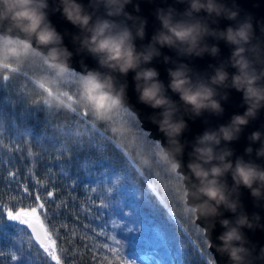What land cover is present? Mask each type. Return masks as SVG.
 <instances>
[{"label":"clouds","instance_id":"clouds-1","mask_svg":"<svg viewBox=\"0 0 264 264\" xmlns=\"http://www.w3.org/2000/svg\"><path fill=\"white\" fill-rule=\"evenodd\" d=\"M187 5L183 13L174 8L157 9L156 18L161 27L151 42L139 50L136 39L143 40L147 21L125 11L132 0H90V7L98 11L104 9V15L90 13L77 0H58L57 11L80 31L73 36L78 45L77 52H87L101 69L89 70L79 74V94L75 100L66 99L58 94V80L70 70L73 53L63 44V36L48 19V0H0V68L10 64L21 68L26 58L35 55L43 58L46 66L54 75L42 74L33 78L38 89L45 90L49 104L53 108L81 110L90 109L98 119L111 120L112 114L125 108L127 102V82H120L119 76L126 77L135 73V91L138 100L153 109H161L150 117L159 131L166 137V146L159 142L156 155L172 174L182 167L181 157L185 144L180 137L187 130V122L178 113L183 108L184 114L199 117L203 112L220 116L223 114L221 100L228 99L224 89H235L243 93V103L247 105L243 114H234L226 125L218 129H207L195 139L190 160L187 164L190 175L183 187L181 199L194 201L188 204L186 211L195 219H203L210 227H205L208 243L211 245V233L217 220L224 231L217 237L216 252L227 257L229 264H246L249 249L248 238L243 231L247 228L264 230L261 217L253 213L250 217L243 211L240 201V188L251 193L256 206L264 201V167L254 161H245L242 157L235 162L230 159L233 150L220 147L221 142L239 139L244 126L257 118L264 108V47L253 44L254 28L251 19L237 21L239 11L229 7L224 0H178ZM139 12V5H135ZM206 16H199L201 12ZM123 17V19H120ZM219 18L237 21L226 29L213 28ZM131 21V24L128 23ZM208 38L224 41L231 49L227 61L213 67L209 76H197L193 79L187 64L179 63L168 69L170 81L167 89L179 95L176 102L167 95L164 83L159 79V72L154 67L145 65L161 56V48L168 47L183 56L203 57L208 54L217 57L220 48L209 44ZM159 45V47H157ZM169 57H164L168 63ZM236 69L230 74L227 67ZM124 124H114L111 132L119 136L128 132ZM252 143L260 142L256 157L264 158V133L254 131L248 137ZM251 155L253 148H246ZM231 175L233 184L228 185L226 177ZM234 214V219L221 218L223 212Z\"/></svg>","mask_w":264,"mask_h":264},{"label":"snow or ice","instance_id":"snow-or-ice-1","mask_svg":"<svg viewBox=\"0 0 264 264\" xmlns=\"http://www.w3.org/2000/svg\"><path fill=\"white\" fill-rule=\"evenodd\" d=\"M29 60H35L38 70L43 74L54 75L43 58L32 55L26 58V62ZM11 73H21L28 77L26 71L22 72L21 68H14L10 64L7 68H0V87L10 80ZM29 79L38 93V99L33 104L30 105L22 94L14 100L0 99V117L5 109H11L12 115L7 144L3 139L5 130L0 118V166H6L8 160L16 163L11 154L19 152L22 143L34 144L39 151L33 153L28 149L27 157L33 163H41L49 174L58 176L59 179L56 181L57 187L42 196L44 183L35 179L36 173L33 171V190L29 191L26 183L23 187V193L27 196L17 191L10 202L0 201V264H75L74 259H67L65 250L60 247L61 232L51 223L56 213H50V208L59 207L55 204V192L60 186L64 187L73 202L77 199L74 193L82 191L86 204L80 206L81 212L87 214L92 221L103 220L99 231L91 223L83 227L91 229L96 236H103L111 241V244L94 246L111 253V258L104 256L107 264H185L184 258L189 253L181 247V242L174 233L155 227L148 204L139 198V189L130 171L134 162L120 143L134 139L135 147L153 158L167 179L182 183L183 177L178 173L168 176L167 166L156 155L159 141L149 139L139 123L132 120L131 114L124 108L114 111L111 120H100L90 109L81 110L74 106L67 110L74 117L67 127L54 125L47 115L41 121L37 113L51 114L53 107L48 102L45 90L38 89L33 79ZM79 79V74L69 70L58 80V94L75 100L79 94ZM69 85L74 90H70ZM17 106L21 117L19 124L15 119ZM56 109L59 111L61 108ZM79 121H83L82 129ZM114 124H124L129 131L116 136L111 132ZM85 135L88 137L87 141L84 140ZM116 150L124 158L120 166L105 155L108 151L116 155ZM135 171L144 175L139 169ZM17 177V171L7 172L4 179L10 189L18 187ZM27 178L26 176L25 180ZM181 194L177 192L178 196ZM25 199L33 202L24 204ZM182 202L187 204L184 200ZM61 204L67 207L66 200L61 201ZM200 238L204 241L205 249L201 251L199 247L195 248L200 264H214L209 259L211 254L207 251V239L202 232ZM92 260L96 261L95 255ZM96 264L101 262L96 261Z\"/></svg>","mask_w":264,"mask_h":264},{"label":"water","instance_id":"water-1","mask_svg":"<svg viewBox=\"0 0 264 264\" xmlns=\"http://www.w3.org/2000/svg\"><path fill=\"white\" fill-rule=\"evenodd\" d=\"M81 3L87 11L90 13L94 12L93 19L96 15H104V9L101 7L98 11H94L90 7V0H77ZM229 7H235L239 11L237 21L245 19H251L254 28V39L253 44L259 43L261 47H264V0H224ZM49 8L48 19L56 30L63 36V44L73 53L70 61V69L82 74L85 72V66L89 70L101 69L97 61L87 52H77L78 45L73 42V36L79 34V29L68 22L62 15V11H57L58 0H48ZM139 5V12L135 11V5ZM169 7L174 8L178 13H183L187 7L184 3H179L178 0H132V3L126 5L125 11L132 14L133 16H139L146 19L147 24L145 28V37L143 40L136 39L135 44L139 50L142 46H146L151 42L153 34L160 29L161 25L156 18L157 9H168ZM199 16H206L207 14L203 11L198 14ZM120 19H123L121 17ZM237 21L227 20L219 18L217 24H211L213 28H219L221 30L226 29L228 26H234ZM131 24V21H128ZM209 44H216L220 48V54L217 57H212L205 54L203 57L195 56H183L180 55L176 50L168 47L161 48V56L154 58L151 63L145 65L146 67H154L159 72V79L164 83L166 89L170 81L168 76V69L175 68L177 64L184 63L191 69V75L193 79L197 76H209L213 72L214 66H219L221 62L227 61L231 55L232 49L224 41H216L213 38H208ZM159 47V45H157ZM170 58L168 63L164 62V57ZM213 66V67H210ZM264 65L258 64L257 67ZM230 74L236 72L235 68L227 67L226 69ZM135 73L130 71L126 77L119 76L120 82H127V102L125 108L128 109L135 117L140 125V128L146 132L148 138L159 141L162 145L166 146L167 141L163 133L159 131L156 124H153L150 117L158 114L161 109H153L138 100V94L135 91V81L133 79ZM228 93V99L226 101L221 100L222 107L224 109L223 114L220 116L210 114L209 112H203L199 117H191L184 114L183 108L178 113V117L182 116L187 122L188 128L184 131L179 138L181 143L185 144L184 152L178 159L181 160L182 167L179 169L178 174L183 177L182 186H187L188 181L184 179L185 175H190L187 164L189 163V153L192 151V146L195 143L197 136L202 135L207 129H218L221 125H226L230 122L231 117L234 114H243L246 111L247 105L243 103V93L238 92L235 89H224ZM167 95L172 100L180 102L178 94H175L171 89H167ZM254 131H261L264 133V108H262L256 119L251 120L247 126L243 127V130L238 140L232 142H221L220 147H228L233 150V156L230 158L233 163L236 158L242 157L245 161H254L255 163L264 167V158L256 157V149L260 147V142L252 143L248 137ZM251 146L253 152L251 155L246 154V148ZM229 186L233 184L231 175L226 177ZM240 201L243 205V211H245L250 217L253 213H258L261 217L260 223L264 224V201H260V206L257 207L251 193L248 189L240 188ZM194 201L189 199L187 204H191ZM223 216L221 218L234 219V214L225 211L221 208ZM194 223L201 229L204 237L207 239L208 234L203 230L205 227H210L203 219H195ZM224 231L218 220L215 228L211 233V245L208 243L207 251L211 254V259L214 264H229L227 257L221 256L216 252L215 245L219 244L220 241L217 237ZM249 243L246 247L249 249L246 264H264V230L257 227L255 230L243 229Z\"/></svg>","mask_w":264,"mask_h":264},{"label":"trees","instance_id":"trees-1","mask_svg":"<svg viewBox=\"0 0 264 264\" xmlns=\"http://www.w3.org/2000/svg\"><path fill=\"white\" fill-rule=\"evenodd\" d=\"M21 70L22 72L26 71L28 77L23 76L21 73H11L10 80L3 83L2 87H0V99L14 100L18 95L22 94L27 98L28 103L31 105L38 99V93L31 86L29 78L33 79L43 73L38 70V64L35 60L27 61L25 65L21 67ZM70 71L73 70L70 69ZM69 89L74 90L71 89V85H69ZM16 112L17 115L15 119L19 124L21 122V117L19 116L18 106ZM128 113L131 114L132 120L137 122L134 115L129 110ZM46 115L54 125L61 127H67L74 119L73 115L66 109H60L57 111L56 108H53L51 114L47 112L37 113V116L41 121L44 120ZM0 118L3 120L5 130L3 139L7 144L9 143L8 129L12 122L11 109H5V112ZM79 122L82 129L83 121ZM32 123H35V121H32ZM101 130L104 129L102 128ZM87 139L88 137L85 135L84 140L87 141ZM120 143L128 152L131 161L134 162V167L131 168L130 171L132 172L133 179L136 181V186L139 189V198L145 201L149 206L151 218L154 221L155 227L157 229H167L169 232L175 234L176 238L181 242V247L189 253V255L184 258L185 264H200L199 256L196 253L195 248L199 247L201 251L205 250L204 241L200 238L202 231L194 223L193 216L185 210L187 205L182 202L181 195H177L178 191L181 193L183 191L182 183H176L175 181L167 179L161 173L160 168L154 163L153 158L149 157L144 150L135 147L136 141L134 139L123 140L120 141ZM28 149L33 153L39 151L34 144L22 143L21 150L19 152L14 151L11 154L15 158L16 163L13 164L11 160H8L6 166H0V201L10 202L11 198L16 195L17 191L21 192L24 196H27L26 193H23V187L26 183L29 191L33 190V185L35 183V180L31 175L33 171L36 173L35 179H40L44 183V187L41 189L42 196H46L47 191L53 190L57 187L56 181L59 177L49 174L43 168L41 163H33L27 157ZM116 153L117 154L114 155L112 151H108L105 155L112 158L117 166H120V162L124 158L122 154L119 153V150H116ZM5 159L7 160L8 158L6 157ZM125 163L127 164L128 162L125 161ZM135 169H139L144 175L141 176L135 171ZM9 170L18 172L17 179L19 185L15 190L10 189L6 179H4L7 177V172ZM172 175L173 174L168 171V176ZM26 176L28 177L27 180H25ZM74 195L77 199L73 202L71 198L68 197V193L64 187L60 186L59 190L55 192V204L59 205V207L50 208V213H56V216L51 220V223L56 229L60 230L62 235L60 247L65 250L67 259H74L75 264H96V261L101 262V264H107V262L104 261V256L111 258V253H109L107 249L95 248L94 246L103 243L111 244V241L107 240L106 237L96 236L91 229H84L83 227L85 224L91 223L92 226L99 231V225L103 223V220H90L87 214L82 213L80 210V206L86 204L85 194L82 191H78L74 193ZM65 200L67 201L66 208L61 204V201ZM32 202L33 201L30 199H25L24 204H31ZM77 217H79V219ZM194 226H196V228H194ZM109 231H111V229H109ZM94 255L96 261L92 260ZM37 259L39 260V257ZM209 259H211V256Z\"/></svg>","mask_w":264,"mask_h":264}]
</instances>
